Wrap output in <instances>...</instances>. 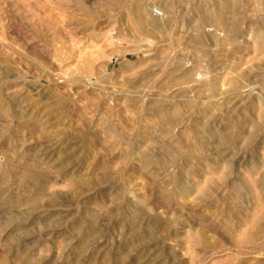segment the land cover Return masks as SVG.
I'll return each mask as SVG.
<instances>
[{"label":"rangeland","instance_id":"1","mask_svg":"<svg viewBox=\"0 0 264 264\" xmlns=\"http://www.w3.org/2000/svg\"><path fill=\"white\" fill-rule=\"evenodd\" d=\"M0 264H264V0H0Z\"/></svg>","mask_w":264,"mask_h":264},{"label":"built area","instance_id":"2","mask_svg":"<svg viewBox=\"0 0 264 264\" xmlns=\"http://www.w3.org/2000/svg\"><path fill=\"white\" fill-rule=\"evenodd\" d=\"M153 13H154L155 15H161L160 10H158L157 8H154V9H153Z\"/></svg>","mask_w":264,"mask_h":264}]
</instances>
